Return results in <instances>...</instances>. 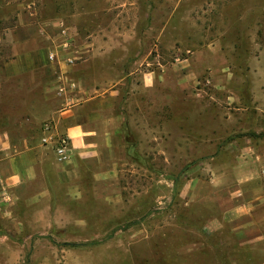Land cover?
<instances>
[{"label":"rangeland","instance_id":"374dc122","mask_svg":"<svg viewBox=\"0 0 264 264\" xmlns=\"http://www.w3.org/2000/svg\"><path fill=\"white\" fill-rule=\"evenodd\" d=\"M26 9L32 35L54 36L59 19L76 34L75 60L90 58L85 79L98 87L77 100L98 112L101 148L105 128L112 140L79 158L72 197L44 159L51 194L29 204L42 185L17 190L0 264H264V243L243 242L249 230L234 231L214 195L245 177L264 184V0H0L1 39L28 35ZM65 96L32 94V134Z\"/></svg>","mask_w":264,"mask_h":264},{"label":"crops","instance_id":"0c3cea01","mask_svg":"<svg viewBox=\"0 0 264 264\" xmlns=\"http://www.w3.org/2000/svg\"><path fill=\"white\" fill-rule=\"evenodd\" d=\"M17 18L20 27L28 35L16 39L14 32L10 31L6 41L0 38V223L15 219V207L20 200L18 189L33 181L42 185L47 180L42 166L44 159L51 160L60 184L72 197L79 190V185L75 183L79 177V158L99 156L102 149L111 147L112 140L111 133L105 128V147L101 148L98 127L92 125L99 118L98 112L89 111L79 104L83 98L86 100L82 103L86 104L92 98L87 95L97 91L98 87L89 85L90 82L85 79L92 67L90 58L75 60L81 56V50L77 48L76 34L71 31V27L59 19L50 23L57 30L54 36L44 27H40V33L34 36L31 33L37 25L34 13L29 9L22 10ZM45 41H48L49 46H45ZM84 46V51L89 52L93 42L89 41ZM50 53L56 56L55 60H50ZM48 68L56 73L50 84L44 81L43 86L33 85L35 77L41 76V71ZM75 77L79 80L75 81ZM68 81H73L79 87L78 90L75 88L77 93L62 98L58 117L50 124L45 123L50 126L49 129L42 124L40 135L35 136L30 126L32 94L43 91L46 99L52 98ZM16 95H20L23 104L21 114L16 112ZM72 101L75 103L72 104ZM107 120L105 118V125ZM58 128L62 133H59ZM61 134L68 135L71 141V153L67 158L57 153L54 141H43L47 136ZM46 187L42 185L38 195L30 194L27 203L31 204L37 198L46 196L50 190L49 186ZM214 195L232 229L249 230L242 238L245 240L243 242L264 243V231L261 228L264 215L259 212L264 208L262 182L255 177H245L233 184L218 187ZM6 235L9 236V233Z\"/></svg>","mask_w":264,"mask_h":264},{"label":"built area","instance_id":"2783aa9c","mask_svg":"<svg viewBox=\"0 0 264 264\" xmlns=\"http://www.w3.org/2000/svg\"><path fill=\"white\" fill-rule=\"evenodd\" d=\"M55 55L53 53L49 54L50 60H55ZM76 85L73 81H68L67 84L62 85V87L59 88L57 91V96H65L70 93L75 92ZM46 129H49V125H45ZM54 141L56 145V151L57 153L62 157V158H67L69 157L71 153V141L68 135L66 134H61V135H52V136H47L43 138L44 142L48 141Z\"/></svg>","mask_w":264,"mask_h":264}]
</instances>
